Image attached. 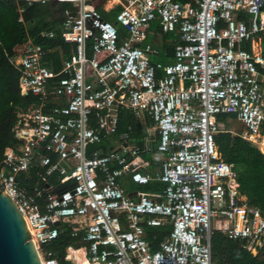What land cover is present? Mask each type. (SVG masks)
I'll return each instance as SVG.
<instances>
[{
    "label": "built area",
    "instance_id": "2783aa9c",
    "mask_svg": "<svg viewBox=\"0 0 264 264\" xmlns=\"http://www.w3.org/2000/svg\"><path fill=\"white\" fill-rule=\"evenodd\" d=\"M24 2L73 5L63 8L61 39L74 51L58 72L31 40L15 59L21 92L37 102L20 113L19 142L5 147L0 164V191L22 214L40 264H58L43 249L57 237V221L84 230L86 244L67 249L76 264H211L212 230L253 256L264 253L262 212L215 144L225 129L218 115H233L238 135L264 155V0H122L114 22L88 0ZM155 20L161 32H176L171 63L148 57ZM122 110L149 121L140 139L131 124L118 133ZM146 152L153 157L143 159ZM30 168L46 188L19 186ZM53 175L58 184L49 185ZM151 181L163 187L143 189ZM164 225L163 239L145 238Z\"/></svg>",
    "mask_w": 264,
    "mask_h": 264
},
{
    "label": "trees",
    "instance_id": "16d2710c",
    "mask_svg": "<svg viewBox=\"0 0 264 264\" xmlns=\"http://www.w3.org/2000/svg\"><path fill=\"white\" fill-rule=\"evenodd\" d=\"M178 1L185 3L190 0ZM19 5L24 6L21 14L18 12ZM64 7L72 8L73 5L47 2L44 5L26 6L24 0H0V164L5 147L17 145L19 142L14 136V127L20 120V113L37 102L36 96L21 92L20 67L15 64V59L27 52L31 40L40 44L44 50L42 63L50 70L58 72L63 60L70 57L74 51L72 44L61 39ZM99 10L104 18L111 20L107 13L102 9ZM49 13H54L56 16L48 21L44 16ZM48 30L54 32L52 38H45L41 35L42 31ZM168 46L170 51H173L174 45ZM86 48L87 54H91L89 40H87ZM227 118L226 114L218 115L220 121L226 122ZM128 124H131L134 129L132 136L140 139L144 132L140 121L135 120L129 111H120L118 133L122 132ZM239 132L233 133L225 128L215 135V144L222 160L231 165L235 171L240 192L246 196L248 203L261 210L264 217V155L255 145L241 138L238 135ZM102 147L106 149L104 145ZM48 179L49 185L58 184V178L55 175ZM18 181L19 186L26 191H30L35 185L46 188V184L38 179L33 168L22 173ZM161 187L163 183L151 181L143 189L151 190ZM40 202L42 203V197H40ZM56 227L57 237L44 244L43 249L50 251L58 264H76L73 257H67V249L69 247L78 249L86 244L83 240L84 230L74 232L71 224L64 221ZM169 229V225L149 227L144 236L149 241L152 240L153 235L156 239H163ZM210 252L211 264H264V253L253 256L243 248L240 242L227 238L219 230H212ZM75 256L78 258V252Z\"/></svg>",
    "mask_w": 264,
    "mask_h": 264
},
{
    "label": "water",
    "instance_id": "95a60500",
    "mask_svg": "<svg viewBox=\"0 0 264 264\" xmlns=\"http://www.w3.org/2000/svg\"><path fill=\"white\" fill-rule=\"evenodd\" d=\"M0 264H40L22 214L3 191H0Z\"/></svg>",
    "mask_w": 264,
    "mask_h": 264
},
{
    "label": "crops",
    "instance_id": "0c3cea01",
    "mask_svg": "<svg viewBox=\"0 0 264 264\" xmlns=\"http://www.w3.org/2000/svg\"><path fill=\"white\" fill-rule=\"evenodd\" d=\"M121 1L122 0H88V2L93 4L96 8L98 7L99 9H102L105 13H107L110 16V19H111L110 21H112V22L115 21V13L119 10V8L121 6ZM45 16H46V20L49 21V20H52V18H55L56 15H54V13H49ZM154 27L156 30V32L154 33L155 38L149 39L151 29H153ZM118 31L120 33V35H119L120 38L125 37L127 35L125 30L121 26H118ZM176 41H177L176 32H174V31L161 32L159 30L158 21L157 20L153 21L151 23L149 29H148L147 36L144 40L145 44L149 43L155 48V53L148 54L149 59H150L151 55H160L162 57V60H151V59L150 60L152 62H160L162 64L171 63L173 61V51H170L168 45H175ZM231 117H233V119H237L233 115H228L227 120L230 119ZM221 123L224 125L225 128L229 129V127L226 125V122L221 121ZM140 125L143 128V131H144L143 134H145V132H146L145 127H146V125H149V121H148V123L146 122V124L142 123ZM229 130L231 132H234L231 129H229ZM241 130H242V128H241ZM150 162H152V165L156 164L155 161H150ZM129 184L130 183L128 181H126L124 186L127 187V186H129ZM154 189H158V188H154Z\"/></svg>",
    "mask_w": 264,
    "mask_h": 264
},
{
    "label": "rangeland",
    "instance_id": "374dc122",
    "mask_svg": "<svg viewBox=\"0 0 264 264\" xmlns=\"http://www.w3.org/2000/svg\"><path fill=\"white\" fill-rule=\"evenodd\" d=\"M44 18H46V17L44 16ZM155 32H156V30H155V27H154L153 29H151L150 38L149 39H154L155 38L154 37L155 36L154 35ZM150 59L151 60H162V57L160 55H151ZM140 123L141 124L142 123L146 124V121H141ZM226 125L229 127V129H231L234 132H239L241 130V128H242L241 121H239L237 119H233V117H231L230 119H228L226 121ZM152 157H153V153H151V152H146V153L142 154V158L143 159L149 160Z\"/></svg>",
    "mask_w": 264,
    "mask_h": 264
},
{
    "label": "bare ground",
    "instance_id": "6f19581e",
    "mask_svg": "<svg viewBox=\"0 0 264 264\" xmlns=\"http://www.w3.org/2000/svg\"><path fill=\"white\" fill-rule=\"evenodd\" d=\"M78 252V258L75 256V258L78 259L79 263H83L84 261V256L83 254L81 253V251H77ZM76 255V254H75Z\"/></svg>",
    "mask_w": 264,
    "mask_h": 264
}]
</instances>
